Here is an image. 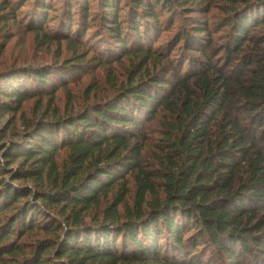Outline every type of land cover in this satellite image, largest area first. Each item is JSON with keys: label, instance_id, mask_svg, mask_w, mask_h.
Listing matches in <instances>:
<instances>
[{"label": "trees", "instance_id": "trees-1", "mask_svg": "<svg viewBox=\"0 0 264 264\" xmlns=\"http://www.w3.org/2000/svg\"><path fill=\"white\" fill-rule=\"evenodd\" d=\"M207 1L96 0L95 6L91 0H0V38H13L10 23L17 22L27 7V27L42 35L44 43L66 40L76 46L78 41L81 47L87 34L95 32L101 46L111 47H106L111 49L106 60L143 58L141 72L152 62L167 59L156 58L152 41L184 16L192 24L183 25L176 36L185 51L176 71L183 73L186 65L196 69L199 64L186 53L207 56L212 45V27L188 16L208 13ZM249 6L227 18L218 30L236 31L230 36L229 60L247 42L252 24H264V0L259 10ZM53 21L59 22V28L49 33ZM256 59L261 58L247 57L243 64L250 66ZM64 65L72 70L70 78L78 74L80 64L66 61ZM206 65L201 74L198 65L195 74L205 84L203 100L195 111L189 110L190 100L185 108L189 119L184 135L172 149L179 162L170 158L168 173L143 170L138 140L142 113L154 116L157 106L168 104L178 88L166 77L167 70L163 76L148 74V81L130 83L105 103L37 123L22 143L0 145V264L12 260L15 264H220V259L229 264H263L254 251L264 253V153L257 143L264 128V97L260 104L252 103L255 117L241 126L224 108L229 94L223 73L211 61ZM26 71L30 72L23 76L31 77L36 88L20 85L0 90L8 99L0 107L3 113L19 111L40 93L66 85L64 80L56 83L50 68ZM209 73L217 75L216 83ZM258 87L264 89V75ZM242 113L243 119L247 110ZM219 115V136L212 141L211 127ZM62 150L68 156L60 164ZM241 165L247 166V178L234 188ZM136 172L131 204L128 177ZM154 178L164 180V199ZM113 191L104 220L87 225L83 215ZM35 231L47 237L25 249L21 240Z\"/></svg>", "mask_w": 264, "mask_h": 264}, {"label": "rangeland", "instance_id": "rangeland-1", "mask_svg": "<svg viewBox=\"0 0 264 264\" xmlns=\"http://www.w3.org/2000/svg\"><path fill=\"white\" fill-rule=\"evenodd\" d=\"M91 1L96 6V0ZM260 1L208 0V13L200 11L197 14L188 15L207 22L214 33L212 45L209 49L207 47V56L197 52L186 54L191 61L199 63L200 74L202 73V65L204 64L206 67L209 61L223 73L229 94V99L224 108L228 117L242 122L240 123L241 126H248L249 121L253 116L255 117L251 111L252 103L260 104L264 101L261 100L264 97V89L258 87V81L264 75V60L262 58L264 54V24L260 26L252 24L247 42L239 53L233 55L231 60L227 56L228 48L231 45L230 36L236 31L229 27H224L225 29L219 32L218 30L223 28L227 18L234 16L236 12H240L247 5H250L249 7L253 5L259 10ZM262 10L259 12L260 15L263 13ZM22 12L17 22L13 23L12 21L10 23L13 38L9 40L6 37L0 38V90L20 85L25 89L36 88V83L30 80L31 77L28 78L23 75L30 72L26 70L42 67L50 68L51 72L55 74L56 83L60 82L61 84L64 80L66 85L59 87L56 92L49 89L40 93L36 98L26 101L19 111L14 109L10 113H3L0 109V145L22 143L28 139L29 133L37 123L55 120L61 116L78 113L87 106L105 103L114 98L123 90V87L130 85V83L141 80L148 81L150 74L163 76L167 70L169 72H167L166 77L171 78L170 81L172 80L178 88L170 96L168 104L157 106L154 116L149 117L145 115V112L142 113L140 120L143 123V129L139 133L138 140L142 146L141 166L143 170L156 175L163 172L168 173L172 168L170 158L176 163L179 162L172 149L175 140L184 135V125L189 119L188 109L185 108L188 107L190 100L191 107L189 110L195 111L204 96L202 90V87L205 86L204 81L201 77L195 76L198 72V65H196V69L186 65L183 73L176 71V65L180 61L179 59L183 58L182 54L185 53L182 43L177 45V31L183 25L192 24V21L187 17L180 16L173 27L154 37L152 45L156 58L159 59L164 56L167 59L156 63L152 62L148 68L140 72L143 58L124 57L118 61L106 60L111 47L107 44L101 46L95 32L90 33V35L87 34L81 47L78 41H75L76 46L68 44L66 40L44 43L42 35L27 27V21L29 22L26 17L29 12L28 8H23ZM51 18L54 16L50 15ZM76 20L80 21V17L78 16ZM49 25L51 26L47 30L49 33L55 32L59 28L57 21H53ZM106 47L110 48L106 49ZM113 48L112 45V54L115 53ZM80 56H85L86 59L83 61L75 59ZM247 57H259L261 59H256L257 62L250 66H245L243 63ZM66 61L69 64L72 62L80 64L76 76L70 78L69 75L72 74V70L65 67ZM15 75H17L16 78ZM208 76L216 83V74L209 73ZM133 77L134 79H132ZM178 79L182 81L183 86H180ZM7 100V97L0 94V107L7 103ZM246 110L247 116L242 119V112ZM221 122L222 115H219L211 127L210 138L212 141H215L219 136ZM257 140L258 149L264 153V128L260 130ZM67 156L68 152L62 150L58 156L59 163L65 162ZM0 161H3L1 155ZM137 175L136 172L128 177L131 188L128 200L131 204H133L135 196ZM246 178L247 166L241 165L235 176L234 188H237ZM152 181L157 182L160 198L164 199L166 191L164 180L154 178ZM28 184L30 187L34 186L32 183ZM114 194L115 191L104 198L100 205L91 208L83 215V220L87 225L96 226L104 220V213L112 202ZM121 210L123 211V209ZM46 237L44 232L35 231L24 237L20 244L26 249L30 244ZM259 251L260 249L256 248L254 255H257L264 264V253ZM219 262L220 264H229L221 259ZM9 264L15 263L12 260ZM120 264L137 263L122 262Z\"/></svg>", "mask_w": 264, "mask_h": 264}]
</instances>
